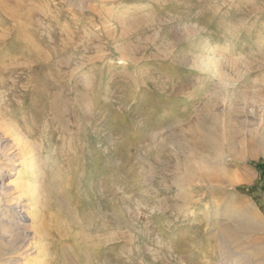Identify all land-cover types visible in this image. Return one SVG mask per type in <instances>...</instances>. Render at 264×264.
Here are the masks:
<instances>
[{
  "label": "rangeland",
  "instance_id": "1",
  "mask_svg": "<svg viewBox=\"0 0 264 264\" xmlns=\"http://www.w3.org/2000/svg\"><path fill=\"white\" fill-rule=\"evenodd\" d=\"M263 61L264 0H0V129L36 171L6 181L44 193L45 264H264Z\"/></svg>",
  "mask_w": 264,
  "mask_h": 264
},
{
  "label": "bare ground",
  "instance_id": "2",
  "mask_svg": "<svg viewBox=\"0 0 264 264\" xmlns=\"http://www.w3.org/2000/svg\"><path fill=\"white\" fill-rule=\"evenodd\" d=\"M128 8H129V5H127V9ZM209 61L207 63H209ZM210 63H212V60ZM260 67H264V63H261ZM255 97H254L255 99L254 101L257 104L260 103L259 105L263 109L264 108V95L261 94L257 96V98ZM248 98H249V95L244 94L243 100L246 102V103L244 102L245 106H244V109H242V111L244 112L245 110H247L245 109V107L248 103L247 101ZM253 107L254 106L252 105V108H251L252 112L254 111ZM236 113L238 112L229 114V116L231 117V120L235 119ZM248 117L249 116H246L245 118L242 119V122L240 121L243 129H245V126L247 125V123H251L250 121H253V120H250ZM263 121H264V117L261 118L259 125L255 127L256 129H250V132L257 134L258 133L257 131L260 130L259 127L262 126ZM0 124H1V119H0ZM5 133L6 132L0 129V155H2L0 156V201L1 200L4 201L3 205L0 206V261L3 260L6 264H45L46 259H47L46 258L47 254L45 255V252L43 251L44 250L43 246L46 243L45 241L46 235L43 232H41V224L44 223L47 219V215L45 213V208H46L45 196H44V193L42 196L39 193V191H35L36 187L32 185V182H30V180L28 182L27 181L25 182L24 180L25 183L16 182L15 181L16 178L11 179L10 182L6 181V179L12 176H17L19 178L22 177V174L24 173L21 174V171L18 169V167H16L17 165H20L24 169V172H28L32 176L35 175L36 171L33 166L34 161H33L32 155L30 154V151H27L26 143L21 142L22 139L19 137H12V138L7 137ZM197 133H198V138H199L198 143L200 145L210 144V145L220 146L217 140L215 139V137L213 136V132L211 130H206L204 128L199 127ZM5 141H8V143L4 149H1V143ZM3 156L5 157L4 159H8V160L7 161L3 160L2 158ZM43 188L44 186L42 187V189ZM187 211L188 210H186V213ZM236 213L239 216L240 215L244 216L243 218L244 220H246L247 223H249V221H251L254 225L259 223L258 219H256L253 214L242 213L241 211H238V212L236 211ZM232 214H231V208L229 206H227L223 210V205L221 203H218L215 206L213 205L212 208L208 205L204 206L198 212V218L195 215L194 216H195V219L202 220L201 218H204L205 216L207 217V219L209 218L221 219L223 216H226L227 218V216L229 217ZM231 217L229 218L231 219ZM18 218H20V221H18ZM37 220H39V222ZM244 225H247V224H244ZM240 227L241 226L239 225L236 227H229L227 225L225 229L228 232L229 231L235 232V231H240L241 230ZM8 229L11 232H14L12 233V235L14 234V236H11V237H14L12 240H6L4 238L3 234ZM43 235H45V239H44L45 243L42 245H39L38 247L36 243L37 241L35 240L42 238ZM13 242H15V244H20V245L18 246L13 245ZM22 249L25 253V255L23 254L24 261L19 262V260L14 258L13 255L17 254L18 251L21 252Z\"/></svg>",
  "mask_w": 264,
  "mask_h": 264
}]
</instances>
